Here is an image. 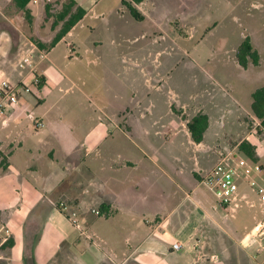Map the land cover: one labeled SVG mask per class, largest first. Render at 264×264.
I'll return each instance as SVG.
<instances>
[{
  "label": "crops",
  "instance_id": "0c3cea01",
  "mask_svg": "<svg viewBox=\"0 0 264 264\" xmlns=\"http://www.w3.org/2000/svg\"><path fill=\"white\" fill-rule=\"evenodd\" d=\"M75 1L85 16L43 50L37 41L48 46L56 36L50 40L42 32V12L53 0H30L32 20L18 0H0V83L32 88L0 117V151L9 162L0 172V264H264L251 248L254 227L241 230L240 209L220 206L205 181L227 154L223 146L247 158L240 150L247 142L256 154L251 163L261 168L254 176L264 182V135L256 132L262 126L251 109L253 93L264 86H255L264 80L263 56L254 47L259 64L248 68L236 57L238 73L223 79L197 64L200 74L186 76L181 92L170 94L157 77V59L148 54L127 60L121 50L128 39L120 29L126 23L118 25L122 8L107 9L105 0ZM130 1L144 16L138 22L148 20L140 7L145 0ZM99 20L113 26L114 35L107 28L104 40L86 37ZM154 33L151 41L158 44L164 37ZM101 64L108 78L106 93L96 98L101 107L86 94L90 114L68 119L52 95L67 82L78 88L83 70ZM127 69L136 71L129 90ZM33 74L44 80L39 89ZM109 82L123 83V89L115 93ZM198 115L208 117L200 143L189 129ZM244 183L249 185L239 180V208H257L259 196ZM61 202L78 213L80 228L58 207Z\"/></svg>",
  "mask_w": 264,
  "mask_h": 264
},
{
  "label": "rangeland",
  "instance_id": "374dc122",
  "mask_svg": "<svg viewBox=\"0 0 264 264\" xmlns=\"http://www.w3.org/2000/svg\"><path fill=\"white\" fill-rule=\"evenodd\" d=\"M116 1L105 0L103 6L107 9L114 6L123 9L121 12L123 20L118 25L126 23L120 29L128 39L121 46V50L125 53L127 60L130 57L135 59L148 54L151 55L152 60L157 59L159 63L157 77L160 78L165 91L171 92L170 94L181 92L178 90L186 76L192 78L196 76V73L200 74L197 64L202 65V69L215 79L220 78V74L222 79L226 77V74L235 76L238 73L236 53L246 37H250L254 47L264 59V0H145L140 7L141 11L146 13L148 20L143 22L135 20L125 5L122 4V7L120 3L116 4ZM67 2L68 0H53L52 8L48 12L47 9L46 12H42L44 17L42 32L50 40L51 35H57L63 27V23H58L57 16ZM183 16L185 21H182ZM115 18L117 16L113 15L112 20ZM101 21L96 22L95 31H88L85 36L104 40L108 37L105 34L107 28L110 29V35H114V27H107ZM153 33L156 34L155 37L164 38L155 44L151 41ZM34 40L38 39L34 37L32 41ZM101 48L108 49L105 45ZM63 50L65 45L57 53H62ZM133 65L136 64L133 63ZM102 66L103 64L97 67L91 66V70H83L79 85L81 89L67 82L62 91L56 90L52 95L55 101H59L61 111L65 112L68 119L82 120L86 119L88 113L90 114V109L87 111V107L90 108V102L84 97L86 94L98 102L96 98H101V95L106 93L107 87L104 82H108L107 71H104ZM128 67H133L130 61H128ZM133 70L127 69L125 85L128 90L129 87H134L133 76L136 71ZM109 83L111 90L115 93L123 89V83L121 85ZM261 85H264V80L255 83L257 87ZM96 87L98 92L93 94V89ZM66 89L71 91L67 93ZM242 93L246 95L247 91L242 90ZM129 98L131 96L127 93V101ZM98 104L101 107V103L98 102ZM95 109L99 114V107L95 106ZM256 132L264 135V128L259 126ZM226 149V145L222 147V151L228 153ZM243 186L251 191L249 185L244 183ZM254 197L257 200V208L251 209L244 203L241 208L236 207V210L240 209L238 217L242 220L241 230L245 226L251 230L264 219V213L258 209L260 207L262 210L264 206H259L261 204L259 197L256 195ZM248 205L253 206V203ZM252 241L251 248L255 256L262 259L264 253L258 251L259 239L252 238Z\"/></svg>",
  "mask_w": 264,
  "mask_h": 264
},
{
  "label": "built area",
  "instance_id": "2783aa9c",
  "mask_svg": "<svg viewBox=\"0 0 264 264\" xmlns=\"http://www.w3.org/2000/svg\"><path fill=\"white\" fill-rule=\"evenodd\" d=\"M37 3V0H34ZM45 57V54H41ZM42 85L41 77L33 74V86L39 89ZM31 87L22 82L14 84L7 79L0 83V117L5 118L11 107L20 102L22 93H30ZM261 168L254 166L247 158L239 156L237 153L228 152L223 154L217 165L205 176L206 183L212 188L220 206L236 210L239 206L238 185L239 180L245 179L253 189L261 203L264 204V182H260L254 175L260 174ZM58 207L69 215L72 223L80 228L78 213L72 211L66 202L59 203ZM97 215H101L99 210H93ZM250 238L259 239V252L264 253V219L257 223L251 230ZM180 243L173 245L174 250H180Z\"/></svg>",
  "mask_w": 264,
  "mask_h": 264
},
{
  "label": "trees",
  "instance_id": "16d2710c",
  "mask_svg": "<svg viewBox=\"0 0 264 264\" xmlns=\"http://www.w3.org/2000/svg\"><path fill=\"white\" fill-rule=\"evenodd\" d=\"M30 0H18V5L25 11L26 17L32 20V11L27 8V5ZM137 4L142 3L144 0H132ZM123 4L127 8L130 15L137 21H142L144 16L142 13L132 4L131 1L124 0ZM51 7L47 6V12ZM86 14V10L81 6H78L75 0H68V2L63 5L62 10L58 14V23H63L62 29L57 33L54 40L50 45L46 46L37 41L38 47L43 50L50 49L54 47ZM236 57L238 59L239 64L243 68H248L250 63L254 65L259 64L260 56L258 51L254 48V45L250 39V37H246L242 44L239 46ZM42 80L43 86L44 80ZM252 102V112L254 116L260 120L261 126L264 128V86L257 89L253 95ZM208 127V117L205 115H198L193 118L189 123V129L191 131L192 138L195 142H202L204 140V133ZM240 150L245 154L249 161H256V154L254 147L250 146L247 142H244L240 146ZM0 171L6 172L9 168V162L4 155L0 151ZM13 241L10 239L8 245H12Z\"/></svg>",
  "mask_w": 264,
  "mask_h": 264
}]
</instances>
